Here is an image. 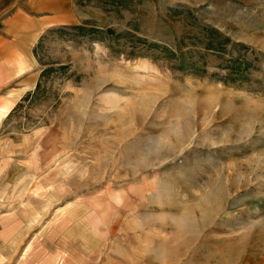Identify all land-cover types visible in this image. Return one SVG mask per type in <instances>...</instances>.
I'll list each match as a JSON object with an SVG mask.
<instances>
[{
    "label": "rangeland",
    "instance_id": "1",
    "mask_svg": "<svg viewBox=\"0 0 264 264\" xmlns=\"http://www.w3.org/2000/svg\"><path fill=\"white\" fill-rule=\"evenodd\" d=\"M3 20L34 65L10 87L39 85L0 130L20 193L88 202L131 264H264V0H0Z\"/></svg>",
    "mask_w": 264,
    "mask_h": 264
},
{
    "label": "crops",
    "instance_id": "2",
    "mask_svg": "<svg viewBox=\"0 0 264 264\" xmlns=\"http://www.w3.org/2000/svg\"><path fill=\"white\" fill-rule=\"evenodd\" d=\"M5 27L3 20L0 23V130L19 101L38 86L36 77L30 87L26 84L32 83L26 81L10 87L11 80L19 77L17 69L18 73L25 72L34 65L27 48L10 59L12 53L5 39ZM0 135L4 136L1 131ZM0 153L5 154V150ZM14 160L0 158V264H131L129 257L123 259L118 252L130 251L131 247L124 246L130 243L123 244L120 239H130L131 233L119 234L110 227V218L84 200L58 201L52 190L35 195L32 186L27 193H20L26 190V183L15 181L19 167L9 168Z\"/></svg>",
    "mask_w": 264,
    "mask_h": 264
},
{
    "label": "trees",
    "instance_id": "3",
    "mask_svg": "<svg viewBox=\"0 0 264 264\" xmlns=\"http://www.w3.org/2000/svg\"><path fill=\"white\" fill-rule=\"evenodd\" d=\"M104 1H109L111 3H113L116 6H120V7H126L128 0H104ZM90 23L88 21H86L83 25H78V26H73L72 28L75 29L76 31H78L81 35L86 36L88 34H92L95 30L92 29H88L87 26ZM108 33L114 35L115 31L114 30H109ZM40 46V44L37 46V48L35 49V51L37 52L38 47ZM39 87V85L37 86V88ZM30 96V94H28L24 99H27ZM23 99V101H24Z\"/></svg>",
    "mask_w": 264,
    "mask_h": 264
}]
</instances>
